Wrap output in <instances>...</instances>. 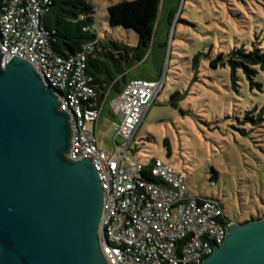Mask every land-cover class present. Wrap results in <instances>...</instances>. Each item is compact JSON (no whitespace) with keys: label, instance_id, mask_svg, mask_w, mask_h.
I'll return each mask as SVG.
<instances>
[{"label":"rangeland","instance_id":"374dc122","mask_svg":"<svg viewBox=\"0 0 264 264\" xmlns=\"http://www.w3.org/2000/svg\"><path fill=\"white\" fill-rule=\"evenodd\" d=\"M118 1L91 0L99 37L128 46L133 57L138 53L136 33L107 26V6ZM159 18L153 49L166 43L159 69L149 50L144 54L150 52L148 59L134 60L125 70L127 79L150 74L163 80L136 130L131 148L138 149L131 159L144 165L160 159L172 166L184 175L189 196L218 202L228 220L261 217L264 115L256 119L264 104V71L259 65L256 74L236 68L232 83L228 63L211 68L209 62L240 47L245 53L264 47V0H164ZM122 69L121 64L111 66L114 75ZM173 92L183 95L176 106L169 102ZM108 112L105 106L97 124L98 144L105 151L112 150L114 136L121 140L115 134L117 119Z\"/></svg>","mask_w":264,"mask_h":264},{"label":"built area","instance_id":"2783aa9c","mask_svg":"<svg viewBox=\"0 0 264 264\" xmlns=\"http://www.w3.org/2000/svg\"><path fill=\"white\" fill-rule=\"evenodd\" d=\"M49 0H5L0 5V54L29 62L44 84L60 93L59 109L70 116L66 157L88 159L98 174L103 198L98 227L108 264H200L221 246L229 227L221 205L191 197L184 175L160 159L144 165L131 148L146 110L163 80L130 78L111 100L100 97L86 71L87 55L100 40V24L83 27L96 35L75 54L56 53L42 27ZM96 11V8H95ZM117 119L111 151L97 140L104 107Z\"/></svg>","mask_w":264,"mask_h":264},{"label":"water","instance_id":"95a60500","mask_svg":"<svg viewBox=\"0 0 264 264\" xmlns=\"http://www.w3.org/2000/svg\"><path fill=\"white\" fill-rule=\"evenodd\" d=\"M59 97L29 62L2 66L0 54V264H108L98 174L66 157L70 116ZM200 264H264V216L229 227Z\"/></svg>","mask_w":264,"mask_h":264},{"label":"trees","instance_id":"16d2710c","mask_svg":"<svg viewBox=\"0 0 264 264\" xmlns=\"http://www.w3.org/2000/svg\"><path fill=\"white\" fill-rule=\"evenodd\" d=\"M5 0H0V5ZM48 11L42 17V27L47 33L52 49L61 55L75 54L81 50L82 45L93 42L95 34L84 32L83 27L91 26L95 22V6L91 0H49ZM177 1V0H176ZM164 0H119L107 6V26L124 27L132 29L137 35L138 51L129 56L130 48L114 40H97L91 53L87 55L86 71L92 77V84L96 93L102 97L107 92V100H111L120 92L124 83L128 80L125 70L128 69L134 60L141 61L144 54L154 46V38L159 28L161 19L160 9ZM174 11H169L166 19L167 28L170 26ZM165 41L160 44L164 49ZM230 65V76L233 83L234 70L243 68L247 73H257L254 66L264 71V47L247 50L243 47L234 49L228 54L219 53L209 62L211 68ZM121 64L123 69L114 75L111 70L112 65ZM127 66V67H125ZM253 66L250 70L248 67ZM261 89L260 84L256 86ZM182 94L173 92L169 96L171 105L176 106V102L182 98ZM264 115V104H262L257 116ZM216 178V172L212 169L211 179ZM264 216V215H262ZM261 216V217H262ZM261 217L252 218L243 223L258 220Z\"/></svg>","mask_w":264,"mask_h":264},{"label":"crops","instance_id":"0c3cea01","mask_svg":"<svg viewBox=\"0 0 264 264\" xmlns=\"http://www.w3.org/2000/svg\"><path fill=\"white\" fill-rule=\"evenodd\" d=\"M154 48V46H152V48L150 49V51H153L154 52V61H155V63L157 64V69L156 70H158L159 69V64H160V62H161V59H162V56H163V49L162 48H160L158 51H156V50H154L153 49ZM148 56L146 57H144L142 60H144V59H148V57H149V55H150V52H149V54H147ZM130 78H133V77H130ZM136 78H143V79H148V80H156L158 77H157V75H155V76H153V75H150V74H143V75H141V76H136ZM109 113V112H108ZM110 114V113H109ZM111 115V114H110ZM111 117H113L112 115H111Z\"/></svg>","mask_w":264,"mask_h":264}]
</instances>
